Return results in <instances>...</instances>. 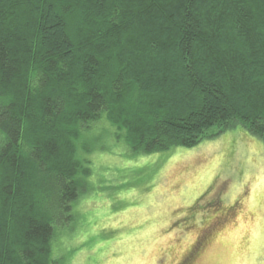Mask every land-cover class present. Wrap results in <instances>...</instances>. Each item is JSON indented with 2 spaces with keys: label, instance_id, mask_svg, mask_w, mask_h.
I'll return each mask as SVG.
<instances>
[{
  "label": "trees",
  "instance_id": "obj_1",
  "mask_svg": "<svg viewBox=\"0 0 264 264\" xmlns=\"http://www.w3.org/2000/svg\"><path fill=\"white\" fill-rule=\"evenodd\" d=\"M101 116L145 153L264 142V0H0V264L57 262Z\"/></svg>",
  "mask_w": 264,
  "mask_h": 264
},
{
  "label": "rangeland",
  "instance_id": "obj_2",
  "mask_svg": "<svg viewBox=\"0 0 264 264\" xmlns=\"http://www.w3.org/2000/svg\"><path fill=\"white\" fill-rule=\"evenodd\" d=\"M118 133L104 116L84 131L90 173L55 264H264L261 139L233 127L145 153Z\"/></svg>",
  "mask_w": 264,
  "mask_h": 264
}]
</instances>
